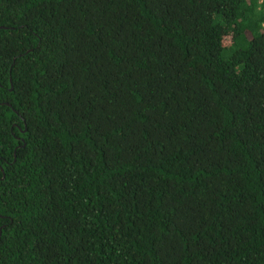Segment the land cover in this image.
Here are the masks:
<instances>
[{
    "label": "trees",
    "instance_id": "1",
    "mask_svg": "<svg viewBox=\"0 0 264 264\" xmlns=\"http://www.w3.org/2000/svg\"><path fill=\"white\" fill-rule=\"evenodd\" d=\"M0 264H264V0H0Z\"/></svg>",
    "mask_w": 264,
    "mask_h": 264
}]
</instances>
